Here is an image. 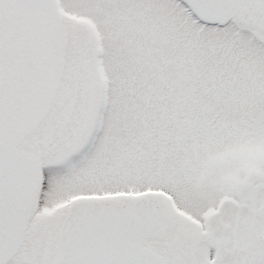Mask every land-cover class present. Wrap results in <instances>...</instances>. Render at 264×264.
<instances>
[{"label":"snow or ice","instance_id":"obj_1","mask_svg":"<svg viewBox=\"0 0 264 264\" xmlns=\"http://www.w3.org/2000/svg\"><path fill=\"white\" fill-rule=\"evenodd\" d=\"M0 264H264V0H0Z\"/></svg>","mask_w":264,"mask_h":264}]
</instances>
